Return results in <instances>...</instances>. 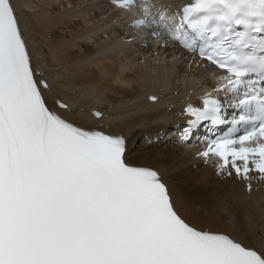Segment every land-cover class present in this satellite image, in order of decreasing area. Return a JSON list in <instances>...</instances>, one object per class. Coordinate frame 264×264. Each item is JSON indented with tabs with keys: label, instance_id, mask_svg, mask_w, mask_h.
I'll use <instances>...</instances> for the list:
<instances>
[{
	"label": "snow or ice",
	"instance_id": "1",
	"mask_svg": "<svg viewBox=\"0 0 264 264\" xmlns=\"http://www.w3.org/2000/svg\"><path fill=\"white\" fill-rule=\"evenodd\" d=\"M113 5L131 39L178 43L211 74L184 108L185 138L211 132L198 155L248 192L264 182V0ZM51 91L14 0H0V264H264V243L211 227L123 135L70 119Z\"/></svg>",
	"mask_w": 264,
	"mask_h": 264
},
{
	"label": "bare ground",
	"instance_id": "2",
	"mask_svg": "<svg viewBox=\"0 0 264 264\" xmlns=\"http://www.w3.org/2000/svg\"><path fill=\"white\" fill-rule=\"evenodd\" d=\"M182 4L184 0H153ZM34 67L73 109L65 113L93 125L90 110L104 113L97 128L127 139L136 163L163 173L176 195L213 228L264 243V182L247 194L236 179L217 176L198 155L207 126L190 138L184 108L203 95L211 74L191 68L178 44L144 35L131 39L130 14L111 0H14ZM155 96L157 102L149 103ZM101 124V127H99Z\"/></svg>",
	"mask_w": 264,
	"mask_h": 264
}]
</instances>
